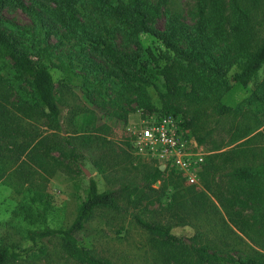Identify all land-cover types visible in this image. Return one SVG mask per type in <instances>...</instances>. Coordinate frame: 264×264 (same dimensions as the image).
<instances>
[{
    "label": "trees",
    "instance_id": "obj_1",
    "mask_svg": "<svg viewBox=\"0 0 264 264\" xmlns=\"http://www.w3.org/2000/svg\"><path fill=\"white\" fill-rule=\"evenodd\" d=\"M228 1L198 0L189 11L192 21L186 22L181 13L170 10L168 0H0V99L9 97L6 95L8 90H15L20 98L22 96L19 101L26 107L25 113L42 114L60 131L64 129L62 115L65 108H69L65 118L69 125L66 136L53 147L63 155H71L75 161L79 159L75 153L77 145L88 149L90 155L92 151L111 149L114 140L109 139L114 131L108 124L91 132L88 130L94 119L89 115L85 101L96 103L105 110L109 108L112 114L123 119H127L131 111L126 105L133 101L138 103V110H142L143 115L157 119L167 115L180 117L181 127L188 131V136L199 131L195 140L198 145L214 131L210 128L202 134L200 126L205 123L203 116L212 103H218L220 114L231 119H236L237 113H243L241 124L244 128L231 144L248 138L230 151L231 158L226 161L238 166L229 176L222 174L228 180L217 183L215 195L228 219L242 235L257 242L248 229L253 227L249 222L253 218L261 227L260 232L264 230V144L252 147L251 143L264 138L263 130H259L264 126V120H259L257 114L259 107H264V98L252 94L243 105L235 107L233 113L222 100L243 76L248 81L256 79L259 71L264 69V34L260 29L264 11L258 13L259 0H230L231 4ZM261 1L264 4V0ZM9 7H21L31 22L19 26L3 18L1 10ZM163 14L165 26L160 28L156 21ZM19 28L24 34L18 33ZM52 35L56 41L51 44ZM45 48H50V54L44 51ZM54 70L59 71L61 77L56 79ZM152 90L158 91L163 100L160 108L154 106ZM69 97L73 99L71 102ZM179 97L185 98L186 102L191 99L198 105L190 116H187L188 110L183 112L180 106L169 102ZM201 104L202 108L199 107ZM11 112L0 102V117L4 124L0 127L2 136L5 130L12 131L3 119L18 122L11 117ZM126 138L125 143L130 147V137ZM67 145L71 151H67ZM220 147L217 141L211 146L217 150ZM222 158L223 152L206 154L200 173L201 185L210 186L212 176L221 170L218 163ZM80 163L81 171L87 174ZM138 164L142 162L138 161ZM132 167L139 169L136 165ZM139 172L141 183L146 185L143 189L156 192L160 206L164 204L162 198L168 186L173 190L172 207L190 203L198 206L208 202L213 204L202 186L184 185L185 179L175 168L162 170L155 160L143 163ZM158 180H161L160 187H153ZM136 186L123 183L102 191L97 179L90 176L84 189L85 197L79 203L72 224L68 228H48L35 234L61 236L70 253H81L86 257L87 250L79 248L77 234L97 209L121 210L120 199L137 191ZM221 189L228 193L223 196ZM244 200L254 205V213L248 218L242 208H235L243 206ZM135 218L151 233L163 238L164 254L172 259L178 258L183 251L185 254L195 252L199 264L205 259L223 258L193 245L181 250L180 247L185 245L177 246L167 240L171 237L167 228L137 214ZM261 236L264 238V234ZM31 238L35 240L32 235ZM260 247L264 250V246ZM252 252L246 257L239 255L235 264H264V253L255 248ZM10 253L7 247L0 249V264H6L15 255ZM101 262L115 264L107 259Z\"/></svg>",
    "mask_w": 264,
    "mask_h": 264
},
{
    "label": "rangeland",
    "instance_id": "obj_2",
    "mask_svg": "<svg viewBox=\"0 0 264 264\" xmlns=\"http://www.w3.org/2000/svg\"><path fill=\"white\" fill-rule=\"evenodd\" d=\"M168 1V7L172 12L181 13L186 22L192 21L189 18V11L197 5L198 0ZM228 2L231 4L230 0ZM259 5L258 13L264 11L261 0ZM1 14L3 18L10 19L19 26L31 22L29 15L21 7L3 8ZM165 21L166 16L163 14L156 23L163 28ZM260 29L264 34V20ZM18 33L24 34L21 28L18 29ZM55 41L56 38L52 35L49 42L52 44ZM49 49L45 48L44 51L50 54ZM54 73L56 79L61 77L59 71L54 70ZM239 84H235L234 89L222 100L232 113L235 107L243 105L246 98L252 94L264 98V69L259 71L256 79L248 81L243 76ZM7 94L9 97L0 99V102L12 111L11 117L18 122L13 123L10 118L3 119L7 122V128L12 131H3V136L0 134V249L7 247L11 251L10 255L15 254L6 264H102L103 259L115 264L200 263L199 256L195 252L185 254L183 251L178 258L173 259L165 255L163 238L142 226L135 218L136 214L167 228L171 236L167 240L177 246L185 245L180 247L181 250L193 245L206 248L210 253L223 257L212 261L205 259L202 264H235L234 260L238 259L239 255L250 256L253 248L264 253L260 247L264 246V238L261 236L264 230L261 233V227L252 218L249 222L253 227L248 229V232L257 242L242 235L235 223L228 219L215 195L217 183L228 180V177L222 174L229 176L228 174L235 171V167L238 166L226 161L231 158L230 151L239 147V144L248 138L231 144V140L238 137L244 128L241 124L243 113H237L236 119H231L220 114L218 103H212L207 109V113L203 116L205 123L202 122L203 125H200L199 122L202 126L201 132L203 134L210 128L214 131L201 146L207 153L223 152V158L218 163L221 164V170L212 176L210 186L203 183L198 185L206 190L213 204L208 202L205 206H198L190 203L176 208L171 206L173 192L171 186H168L163 195V206L156 201L158 197L156 192L143 189L146 185L141 183L142 174L139 171L143 163H152L153 160L136 153L132 146L129 147L125 143L130 132L127 129L129 123L140 125L147 116L138 110L136 101L126 105L131 110L127 119L118 118L109 108L105 110L96 103L88 104L85 101L89 115L94 119L88 130L91 132L102 124H108L114 131L113 137L109 135V139L114 140L111 149L92 151L90 155L88 149L85 150L80 144L77 145L75 153L79 159L75 161L71 155H63L53 147L66 136L69 125L65 118L69 114V108H65L62 115L64 129L60 131L42 114L25 113L26 107H22L19 101L22 96L20 98L15 90H8ZM151 96L154 106L160 108L163 100L159 92L152 90ZM180 98L169 102L180 106L183 112L188 110L186 113L190 116L198 105L191 102V99L186 102L185 98ZM68 100L71 102L73 99L69 97ZM199 107L202 108V104ZM257 114L259 120H264L263 106L259 107ZM1 126L4 127L2 117H0ZM259 130L264 132V126ZM197 132L199 131L191 133L195 140L198 136ZM214 141L221 144L220 149L211 148ZM87 142L91 141L87 140ZM263 144V137L251 143L252 147ZM66 148L67 151H71L69 145ZM92 159L95 162H92ZM138 161L142 164H138ZM78 163L87 168L90 175L84 174ZM132 165H136L139 169H135ZM90 176L97 179L102 191L118 187L123 183L136 184L138 190L131 191L130 195L126 194L120 199L123 207L121 210L97 209L93 213L85 228L76 236L80 241L79 248L87 250L85 257L81 253H70L61 236L40 237L35 233L48 228H68L72 224L78 214L79 203L85 197L84 189ZM188 184L185 180L184 185ZM160 185L161 180H158L153 187L159 188ZM221 190L223 196L228 193L226 189ZM146 194L149 197H144ZM228 195L232 196L231 193ZM252 205L249 200H244L243 206L237 205L235 208L237 210L242 208V212L248 218L254 213V205Z\"/></svg>",
    "mask_w": 264,
    "mask_h": 264
},
{
    "label": "built area",
    "instance_id": "obj_3",
    "mask_svg": "<svg viewBox=\"0 0 264 264\" xmlns=\"http://www.w3.org/2000/svg\"><path fill=\"white\" fill-rule=\"evenodd\" d=\"M181 122L180 117L173 115L159 119L146 116L140 125L130 122L127 129L131 146L136 153L164 164L165 168L177 169L189 184H200L207 152L187 135Z\"/></svg>",
    "mask_w": 264,
    "mask_h": 264
},
{
    "label": "water",
    "instance_id": "obj_4",
    "mask_svg": "<svg viewBox=\"0 0 264 264\" xmlns=\"http://www.w3.org/2000/svg\"><path fill=\"white\" fill-rule=\"evenodd\" d=\"M160 168H161L162 170H164V169H165L164 164H161V165H160ZM84 170H85V172L87 173V175H90V172H89V170H87V168H84Z\"/></svg>",
    "mask_w": 264,
    "mask_h": 264
}]
</instances>
